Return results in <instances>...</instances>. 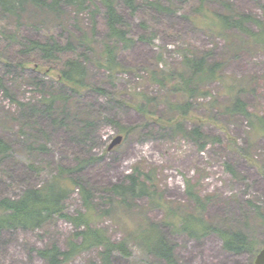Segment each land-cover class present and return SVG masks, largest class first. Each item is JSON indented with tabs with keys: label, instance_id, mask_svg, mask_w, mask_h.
<instances>
[{
	"label": "rangeland",
	"instance_id": "374dc122",
	"mask_svg": "<svg viewBox=\"0 0 264 264\" xmlns=\"http://www.w3.org/2000/svg\"><path fill=\"white\" fill-rule=\"evenodd\" d=\"M96 1L99 12L94 20L90 12L77 13L71 7L56 16L29 6L19 19L0 12V138L11 145L8 157L0 160V199L43 185L60 167L69 169L72 178L92 190L96 225L119 241L136 223L164 218L163 209L149 207L148 197L132 201L130 209L112 204L108 188L124 182L140 164L145 170L158 169L159 192L165 201L193 208L186 189L189 178L200 196H212L203 211L207 220L235 223L264 242V222L255 227L249 203L264 214V135L257 136L244 116L224 112L232 95L238 94L249 111L264 117V48L239 30L212 24L213 12H231L224 6L227 1L237 12L264 19V0H211L204 5L200 0H162L171 12L143 5L136 13L117 0L124 27L135 43L115 50L120 68L113 73L98 64L112 41L107 38L105 8ZM11 35L23 43L46 42L53 36L62 45L72 43L75 50L45 62L37 51H24ZM190 53L208 55L209 65L221 64L218 78L200 80L199 87L207 94L196 93L190 99L193 120L203 123V139L175 135L156 122L147 125L144 110L136 107H148L156 117L175 115L171 103L184 97L171 85L173 77L189 72L182 56ZM68 58L83 63L88 86L75 90L59 82ZM49 100L54 102L50 111L45 107ZM116 124L136 129L125 136ZM119 135L124 137L122 143L109 149ZM66 208L70 214L83 209L79 188L67 198ZM73 230L67 220L55 219L41 229L2 231L0 264H46L38 250L54 243L65 249ZM161 230L175 245L178 264H254L256 255L224 250L216 234L199 240L176 234L164 224ZM129 245L132 255L116 252L113 264H142L139 244ZM98 257L99 249L93 248L65 264H90Z\"/></svg>",
	"mask_w": 264,
	"mask_h": 264
},
{
	"label": "trees",
	"instance_id": "16d2710c",
	"mask_svg": "<svg viewBox=\"0 0 264 264\" xmlns=\"http://www.w3.org/2000/svg\"><path fill=\"white\" fill-rule=\"evenodd\" d=\"M117 0H100L105 8V24L107 26V38L112 42L105 46V49L98 60L99 66L109 72H115L120 68L116 62V52L118 48H129L134 45L135 40L128 36V30L124 27L123 16L117 9ZM130 10L136 13L143 5H150L165 12H171L167 6L161 5L162 0H119ZM211 0H200L201 5L209 3ZM0 0V12L19 19L29 6L39 8L56 16L65 13L67 7L73 8L77 13L88 11L92 20L99 8L96 0ZM224 6L231 12H213L212 24L221 26L226 30L236 29L241 34L247 35L250 40L264 48V19L252 13L237 12L229 1ZM255 25L258 30L252 27ZM17 36L16 34H13ZM11 39L18 41L25 46L24 51H37L47 60H55L56 56L64 52H73L74 45L70 42L62 45L55 37H50L46 42L30 40L23 43L14 36ZM77 39V38H76ZM145 41V37L139 38ZM73 45V46H72ZM198 55L194 53L184 54L182 56L185 68L189 72H182L181 77H173L175 80L171 87L174 90L181 91L184 100L178 103H171L176 114L171 117H156L154 110L150 108H141L146 117L147 125L156 122L162 130L170 129L173 134H181L185 137H196L203 139L202 122L193 120L191 114L192 103L190 99L196 93L207 94L202 91L200 80L205 77L218 78L217 70L220 63L208 64V55ZM58 60V58H57ZM63 68L58 74L59 82L72 89L79 90L83 86H88L85 82L86 69L79 58H68L63 61ZM24 65V63H22ZM52 67L49 68L51 71ZM115 70V71H114ZM49 72V71H48ZM186 73V74H185ZM50 101V100H49ZM45 107L50 111L54 107V102L50 101ZM228 115H242L248 122L253 123V128L257 136L264 135V117L248 110L247 103L238 97V94L232 95L231 101L224 108ZM108 121L115 123L113 119ZM193 121L192 127L188 128V122ZM147 126L146 124H144ZM120 132L127 136L136 129V126H123L116 124ZM204 148V146H203ZM11 152V145L0 138V160L8 157ZM80 167V166H79ZM226 168L234 175L236 170L230 163ZM75 169V168H74ZM74 171V170H73ZM69 169L60 167L58 173L49 181L37 187H29L17 197H4L0 199V234L5 230H16L19 228L27 230L41 229L55 219H65L70 222L74 228L67 239L65 249L58 246L57 243L49 244L38 250V254L46 261V264H65L73 260L78 255L91 249H99L98 261H92L90 264H113V255L116 252L129 257L132 255L130 242H137L143 252L142 264H178L175 252V245L168 240L161 225L170 227L174 233H184L190 238L202 239L210 234H216L222 240L224 250L235 254L249 252L251 255H257L264 246L258 237H251L250 232H245L244 228L234 223V226L228 224H215L204 217L203 211L206 204L212 199V196H200L196 191V184L191 179L185 178L187 193L192 200L193 208L190 205H173L164 200L159 192L158 169L152 167L145 170L140 164L134 165L132 172L127 175L124 182L114 184L108 190L111 192L110 198L115 206L122 205L127 209L132 206V201L141 197L149 198V207L161 208L164 210V218L161 222L136 223L134 227L128 229V235L119 241L112 240L111 236L103 228L96 225L94 216L97 207L95 205L92 190L84 185H80L77 180L70 176ZM76 188L80 189L83 209L75 214H70L66 208V200ZM161 198V199H160ZM251 204L255 220V227H259L264 222V214L260 207ZM183 207L184 209H182ZM105 210L104 213L109 212ZM131 239V241H130ZM138 246V245H137Z\"/></svg>",
	"mask_w": 264,
	"mask_h": 264
},
{
	"label": "water",
	"instance_id": "95a60500",
	"mask_svg": "<svg viewBox=\"0 0 264 264\" xmlns=\"http://www.w3.org/2000/svg\"><path fill=\"white\" fill-rule=\"evenodd\" d=\"M122 141H123V136L122 135L117 136L110 144L109 149L114 148L116 145L122 143ZM254 264H264V246L260 249V251L256 255Z\"/></svg>",
	"mask_w": 264,
	"mask_h": 264
}]
</instances>
